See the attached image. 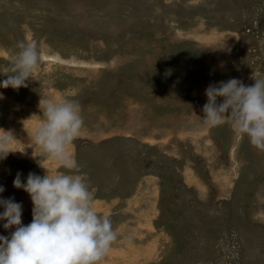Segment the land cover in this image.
I'll use <instances>...</instances> for the list:
<instances>
[{"label": "rangeland", "instance_id": "rangeland-1", "mask_svg": "<svg viewBox=\"0 0 264 264\" xmlns=\"http://www.w3.org/2000/svg\"><path fill=\"white\" fill-rule=\"evenodd\" d=\"M24 40L42 45L35 78L0 87V129L25 151L0 160V198L24 225L13 181L46 174L25 127L41 99L69 98L84 118L70 150L119 234L101 264H264V151L202 121L210 84L264 77V0H0V72Z\"/></svg>", "mask_w": 264, "mask_h": 264}, {"label": "clouds", "instance_id": "clouds-1", "mask_svg": "<svg viewBox=\"0 0 264 264\" xmlns=\"http://www.w3.org/2000/svg\"><path fill=\"white\" fill-rule=\"evenodd\" d=\"M11 59V67L0 72L7 76L0 87L18 90L35 78L43 59L42 45L24 40ZM251 86L231 78L210 84L205 94L202 121L209 127L229 123L241 137L247 135L252 146L264 151V77L253 73ZM222 97V102L218 98ZM41 121L28 131L31 144L41 149L33 152L38 164L46 169L44 176L29 172L27 182L17 173L14 187L23 188L33 202L32 222L22 223V204L14 198H0V220L5 229L15 227L10 236L0 235V264H101L118 238L108 215L100 214L94 205V192L86 177L79 174L71 146L80 137L84 118L75 99H41ZM11 130L0 129V160L10 153L24 150L13 147L16 141ZM50 158L67 170L55 174L42 162ZM0 186V193L4 191Z\"/></svg>", "mask_w": 264, "mask_h": 264}]
</instances>
